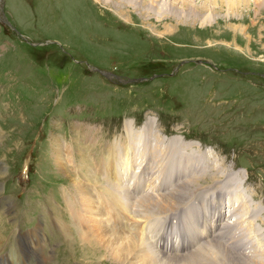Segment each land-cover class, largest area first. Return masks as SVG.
Listing matches in <instances>:
<instances>
[{
    "label": "rangeland",
    "instance_id": "rangeland-1",
    "mask_svg": "<svg viewBox=\"0 0 264 264\" xmlns=\"http://www.w3.org/2000/svg\"><path fill=\"white\" fill-rule=\"evenodd\" d=\"M105 1L2 0L0 196L12 206L4 211L0 202V257L17 251L16 233L27 219L44 216L49 237L35 254L21 253L13 264H131L130 256L113 260L96 235L81 233L72 222L71 211L80 210L75 198L81 199V190L88 193L82 184L101 190V173L106 180L115 178L116 161L133 155L137 168L122 173L116 194L136 183L144 194L136 198L135 213H180L179 203L161 212L153 201L189 180L192 151L206 166L205 175L218 172L198 187L217 183L208 194L229 189L240 195L231 210L240 229H229L234 234L228 241L216 239V247L207 243L192 255L203 243L194 246L191 237L188 251L162 255H155L143 237L142 246L148 247L138 250V259L142 264H157L148 256L163 264H226L229 255L216 252L221 245L245 259L241 264H264V242L259 241L264 235V2L247 0V7L231 9L218 0ZM154 60L163 68H154ZM141 77L146 80L130 82ZM150 127L155 128L151 135ZM139 139L144 143L133 153ZM173 144L178 150L167 155L166 147L174 150ZM178 153L189 160H180ZM166 161L175 175L160 190ZM143 162L147 172L139 168ZM220 178L227 186L221 187ZM190 187L181 188L183 202L198 198ZM142 198L150 202L145 208L138 206ZM245 199L251 207L240 203ZM26 202L35 217L24 209ZM146 218L135 224L120 215L114 225L128 229L131 219L141 232Z\"/></svg>",
    "mask_w": 264,
    "mask_h": 264
},
{
    "label": "bare ground",
    "instance_id": "bare-ground-1",
    "mask_svg": "<svg viewBox=\"0 0 264 264\" xmlns=\"http://www.w3.org/2000/svg\"><path fill=\"white\" fill-rule=\"evenodd\" d=\"M104 1L105 0H103V2ZM128 1H130V0H128ZM159 1L160 0H157V2H159ZM207 1H209V0H207ZM255 1L258 3V5L260 3H262V2H264V0H255ZM213 2H215V0H213ZM108 3H109V1H108ZM110 3H112L114 5L120 4L118 1L111 2V0H110ZM215 4H216V2H215ZM215 4H213V5H215ZM218 4H220L222 6L224 4L225 7H227V8L235 9V8H238L240 5H243V6L245 5L247 7L248 6V1L247 0H218ZM167 5L171 6V3H167ZM152 128L153 127H150V129H149V135H151V129ZM154 129H152V130H154ZM125 130L128 133H133V131H134V130L133 131L132 130H129L128 131L127 129H125ZM154 132L156 134L157 131H154ZM155 134H154V136H155ZM122 142H123V140H122ZM172 146H174V150H170L167 147H166V149H165V147L163 148L167 152V155H172V154L176 153L174 151H177L178 150V148H176L178 146L177 144H173ZM181 149H185V147H181ZM178 155H179V159L180 160H185V159H188L189 160V156H188V158H186L185 155H183L181 157L180 156V153H178ZM124 163L128 165L130 162L127 161V162H124ZM98 168H99V166H98ZM186 169H187V165H186ZM111 170H114V166L111 167ZM116 170L117 169H115V171ZM214 170H215V168H214ZM188 171L190 172V170H188ZM204 171H206V169ZM79 172H80V170H79ZM79 172L77 170L78 175H79ZM214 172L218 173L217 171H214ZM214 172L212 174H210V176L209 175H205V173H203V174H201V175H199L197 177L196 176L188 177L189 180L186 181V183H185L184 186L180 184V185H177L178 188L177 189H174L173 192H170L169 191L170 193L167 192V194H164V195H156V196H154L155 197V202L153 201L154 206L157 205V207L160 208L161 212H164V211L169 210V209H173L177 205V203L182 202L183 196L186 195V192H183L181 190V188L185 187L187 189L188 187L191 188L190 186H192L193 187L192 190H194V189H196L199 186V181L201 179H204V177L209 176V178H211V180H214L216 178V175H215ZM219 172H220V170H219ZM81 191L79 192L81 194V199L79 200V198H78L79 203H81L82 210L89 214L90 221L92 223V229H90L88 231V233L89 234H92L93 233L94 235L97 236V242H98V244L101 245V248L107 254H109V256L113 260H115L117 262H119V261H127L128 257L130 256L129 263H131V264H142L141 259H138V257L140 256L139 253H138V250H143L145 247H148V246L146 244H144L142 246V242L141 241L143 239V235L141 234V232L138 231V228L137 227H133L134 230H129L126 227H119V226H115L114 224H113L114 226L111 225V223L109 221H111L113 223L115 221H112V219L118 220L119 219V216L121 215L120 214V211H118L115 208H112L110 211H101V213L103 215H105V218L103 216H99L100 215V212L97 211V209L93 206L92 200L89 197L90 196L89 193H87L85 190H84L85 192H81ZM104 194H106V193H104ZM106 197H107V194H106ZM149 203L150 202H149V200L147 198L145 199V201L142 198V200H140L138 206L145 208V207H147L149 205ZM148 216H149V214H148ZM123 217L125 218V215H123ZM146 217H147L146 214H140L139 215V213L136 212L135 214H133V218H134L133 221L136 224V222H138V220L140 218H146ZM136 218H138V219L135 220ZM125 222H126V220H125ZM122 223H124V222H122ZM134 231H137V232H134ZM190 232L192 233V234H190V237H191V235L194 236V232L195 231L194 232L193 231H190ZM253 235H254V233H253ZM84 238H85V240L87 239V237H84ZM262 238H264V235H260V238H259V241L260 242H264V239H262ZM205 245H206V243L205 244L203 243V245L199 249H197L196 251L192 252L190 255H192V254L200 251L202 249V247L205 246ZM215 247H216V244H215ZM215 247H213V248H215ZM218 250H219V252L217 250H216V252L218 254L224 255L226 258H228L227 256L229 255L228 263H226V264H237V263L238 264H241V262L242 263H245V259L244 260H242V258L241 259H237L238 258L237 255L236 256H233L232 253L229 254L230 253L229 250H227L224 247L222 249L221 245L218 246ZM132 252H133V254H132ZM158 254H160V253H157L155 255H158ZM160 255H162V254H160ZM182 256H185V255H182ZM166 257H168V256H166ZM145 258L147 260H149V261H153V260L157 259V264H160L161 263L160 262V259L158 257H153L151 260H150V256L145 257ZM145 258L143 257L142 259H145ZM163 261H165V259ZM144 264H147V263L145 262ZM149 264H151V263H149ZM161 264H163V262Z\"/></svg>",
    "mask_w": 264,
    "mask_h": 264
}]
</instances>
